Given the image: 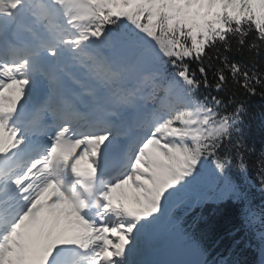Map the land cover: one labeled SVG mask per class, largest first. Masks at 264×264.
Returning a JSON list of instances; mask_svg holds the SVG:
<instances>
[{
  "label": "snow or ice",
  "instance_id": "snow-or-ice-1",
  "mask_svg": "<svg viewBox=\"0 0 264 264\" xmlns=\"http://www.w3.org/2000/svg\"><path fill=\"white\" fill-rule=\"evenodd\" d=\"M255 96L264 0H0V264H238L176 215L209 202L264 264Z\"/></svg>",
  "mask_w": 264,
  "mask_h": 264
},
{
  "label": "trees",
  "instance_id": "trees-1",
  "mask_svg": "<svg viewBox=\"0 0 264 264\" xmlns=\"http://www.w3.org/2000/svg\"><path fill=\"white\" fill-rule=\"evenodd\" d=\"M249 121V136L259 144L264 139V99L259 96L249 100ZM255 196L259 202V192ZM176 215L186 228L201 236L210 262L228 259L238 264H258L261 258L258 238L242 229L234 210L226 204L209 202L187 211L178 209Z\"/></svg>",
  "mask_w": 264,
  "mask_h": 264
},
{
  "label": "rangeland",
  "instance_id": "rangeland-1",
  "mask_svg": "<svg viewBox=\"0 0 264 264\" xmlns=\"http://www.w3.org/2000/svg\"><path fill=\"white\" fill-rule=\"evenodd\" d=\"M125 192L127 193L128 197H129V200L131 201V199L134 196L133 191L130 188H128L127 186H125Z\"/></svg>",
  "mask_w": 264,
  "mask_h": 264
}]
</instances>
